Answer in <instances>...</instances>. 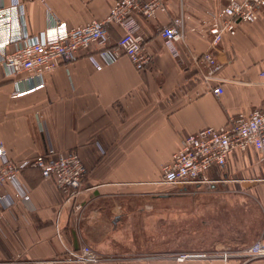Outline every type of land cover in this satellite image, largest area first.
Segmentation results:
<instances>
[{
    "label": "crops",
    "instance_id": "crops-1",
    "mask_svg": "<svg viewBox=\"0 0 264 264\" xmlns=\"http://www.w3.org/2000/svg\"><path fill=\"white\" fill-rule=\"evenodd\" d=\"M164 1L167 10L155 19L137 16L152 55L142 71L126 55L107 59V48L96 43L46 73L45 86L34 90L27 91L28 83L16 84L8 69L0 67V143L7 156L22 162L53 146L77 150L87 167L77 199L85 206L80 219L72 201L59 214L62 195L35 165L23 168L17 180L3 186L11 204L7 199L0 204V264H82L66 259L68 248L82 244L107 253L100 241L126 223L134 210H148L147 198L181 189L188 198L192 189L208 186L160 183L162 167L171 161L182 137L227 124L241 111L264 105L259 75L264 70V13L241 23L235 35L226 34L216 47L210 46L209 37L187 28L185 41L177 43V57L166 48L160 27L182 14L189 27L206 10L219 9L227 0ZM113 2L30 0L24 11L26 28L38 35L55 17L70 26L102 20ZM108 27L113 43L117 42L122 29ZM219 84L224 91L217 95L214 88ZM211 175L219 181L210 184L212 190L205 197L228 194L230 188L217 190V186L234 179L264 183V158L253 147L235 150ZM259 216L262 219L234 227L225 224L218 238L210 242L204 238L202 252L241 250L264 240V213ZM100 264H264V257Z\"/></svg>",
    "mask_w": 264,
    "mask_h": 264
},
{
    "label": "built area",
    "instance_id": "built-area-1",
    "mask_svg": "<svg viewBox=\"0 0 264 264\" xmlns=\"http://www.w3.org/2000/svg\"><path fill=\"white\" fill-rule=\"evenodd\" d=\"M29 1L12 0L10 4L0 1V67L8 69L16 84L28 83L27 91L44 87L46 73L56 70L94 43L107 48V59L115 60L126 55L137 70L146 69L152 55L145 45L137 16L155 19L159 12L167 10L164 0H115L102 20L93 18L87 23L70 26L67 21L55 17L43 32L31 35L26 28L24 13ZM263 13L264 0H227L219 9L206 10L189 27L182 14L173 23L163 24L159 32L166 48L179 57L177 43L185 41L188 29L202 38L209 37L210 46L216 47L226 34L235 35L241 23L253 22ZM108 25H117L122 29L121 37L115 43ZM259 75L260 82L264 84V70ZM223 91L221 84L214 88L217 95ZM249 147L255 148L264 158V105L241 111L227 124L209 126L182 137L181 145L171 161L162 167L160 183L179 188L191 184H212L219 179L211 175V170L224 167L228 156L235 150L244 151ZM0 156L3 157L0 166V204L7 199L2 192L3 186L17 180L23 168L35 165L42 170L45 181L62 195L59 214L62 207L72 201L75 211L80 214L78 219L81 218L85 206L77 199L83 191L82 181L87 167L77 150L50 146L34 159L15 162L7 156L5 145L0 143ZM185 193L187 191L181 189L153 195L144 201V207L164 209ZM8 202L11 204V201ZM67 251L66 259L75 263L100 264L110 260V257L89 244H82L78 249L68 248ZM239 255L248 259L263 258L264 240L258 239L241 250L179 252L172 255V259L184 262L220 257L228 261Z\"/></svg>",
    "mask_w": 264,
    "mask_h": 264
},
{
    "label": "rangeland",
    "instance_id": "rangeland-1",
    "mask_svg": "<svg viewBox=\"0 0 264 264\" xmlns=\"http://www.w3.org/2000/svg\"><path fill=\"white\" fill-rule=\"evenodd\" d=\"M238 180L217 186V190L230 188L228 194L205 197L212 190L207 184L164 209L134 210L126 223L100 241L108 251L104 254L116 263L168 260L175 253L203 251L204 238L209 242L218 238L225 224L234 227L248 219H262L264 183Z\"/></svg>",
    "mask_w": 264,
    "mask_h": 264
}]
</instances>
